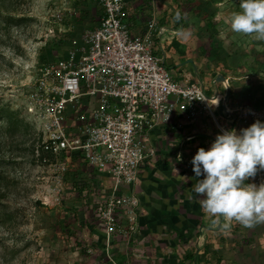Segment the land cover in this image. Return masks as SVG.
<instances>
[{"label":"rangeland","instance_id":"rangeland-1","mask_svg":"<svg viewBox=\"0 0 264 264\" xmlns=\"http://www.w3.org/2000/svg\"><path fill=\"white\" fill-rule=\"evenodd\" d=\"M164 2L184 24L199 72L225 79L230 109L264 113V39L229 23L240 0ZM100 16L94 0H0V264H112L116 256L99 220L108 177L74 156L58 182L34 152L37 134L23 108L43 66L61 60ZM262 182L264 169L246 181ZM222 228L213 264H264V222Z\"/></svg>","mask_w":264,"mask_h":264},{"label":"built area","instance_id":"built-area-1","mask_svg":"<svg viewBox=\"0 0 264 264\" xmlns=\"http://www.w3.org/2000/svg\"><path fill=\"white\" fill-rule=\"evenodd\" d=\"M94 1L102 12L97 26L61 60L43 66L23 108L37 134L34 152L50 162L58 182L74 156L112 177V190L99 208L109 248L116 237L130 243L138 232L140 201L122 188L135 185L141 166L156 156L150 136L176 111L193 120L203 109L216 122L214 110L222 106L232 124L253 123L264 113L249 108L238 113L225 97L206 96L198 81L174 80L153 54L155 20L145 33L132 35L126 0Z\"/></svg>","mask_w":264,"mask_h":264},{"label":"crops","instance_id":"crops-1","mask_svg":"<svg viewBox=\"0 0 264 264\" xmlns=\"http://www.w3.org/2000/svg\"><path fill=\"white\" fill-rule=\"evenodd\" d=\"M166 5L164 0H126L127 23L132 35L145 33L155 20L153 54L161 59L174 80L182 84L198 81L206 96L225 97L226 84L217 82L215 76L201 74L189 58L190 38L184 24L175 10ZM227 105L233 107L229 98ZM214 111L217 123L203 109L193 120L176 111L168 124L151 134L150 143L156 156L141 166L135 185L122 188L123 193L134 194L140 201L139 228L131 243L123 240L125 247L117 242L118 237L110 244L117 263L213 264L214 240L224 221L215 222L216 218L204 211L200 198L193 192L198 178L192 171L191 159L198 148L210 146L219 133L217 125L224 129L233 127L222 106ZM102 176L109 179L105 192L108 196L113 180L108 174ZM117 244L120 253L115 248Z\"/></svg>","mask_w":264,"mask_h":264},{"label":"clouds","instance_id":"clouds-1","mask_svg":"<svg viewBox=\"0 0 264 264\" xmlns=\"http://www.w3.org/2000/svg\"><path fill=\"white\" fill-rule=\"evenodd\" d=\"M239 8L230 17L232 31L264 39V0H240ZM191 164L198 178L193 192L215 222L223 220L225 229L233 221L245 227L264 222V182L246 183L264 169V121L222 130L207 149H197Z\"/></svg>","mask_w":264,"mask_h":264},{"label":"water","instance_id":"water-1","mask_svg":"<svg viewBox=\"0 0 264 264\" xmlns=\"http://www.w3.org/2000/svg\"><path fill=\"white\" fill-rule=\"evenodd\" d=\"M216 81H217V82H219V81L222 82V81H225V79H223L222 77H219V78H216ZM229 92H230V91H229V88H228V89H227V94H226V96H225L226 99H228V97H229Z\"/></svg>","mask_w":264,"mask_h":264},{"label":"bare ground","instance_id":"bare-ground-1","mask_svg":"<svg viewBox=\"0 0 264 264\" xmlns=\"http://www.w3.org/2000/svg\"><path fill=\"white\" fill-rule=\"evenodd\" d=\"M220 128H221V130H224V128H222L221 126H220Z\"/></svg>","mask_w":264,"mask_h":264},{"label":"trees","instance_id":"trees-1","mask_svg":"<svg viewBox=\"0 0 264 264\" xmlns=\"http://www.w3.org/2000/svg\"><path fill=\"white\" fill-rule=\"evenodd\" d=\"M11 21V20H10ZM20 21V20H19Z\"/></svg>","mask_w":264,"mask_h":264}]
</instances>
